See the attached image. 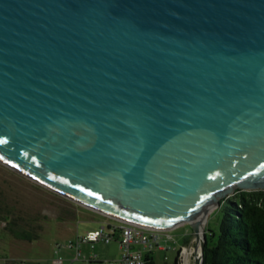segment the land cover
Masks as SVG:
<instances>
[{"label":"water","instance_id":"obj_1","mask_svg":"<svg viewBox=\"0 0 264 264\" xmlns=\"http://www.w3.org/2000/svg\"><path fill=\"white\" fill-rule=\"evenodd\" d=\"M0 162L121 222L264 190V0H0ZM91 193V194H90Z\"/></svg>","mask_w":264,"mask_h":264},{"label":"rangeland","instance_id":"obj_2","mask_svg":"<svg viewBox=\"0 0 264 264\" xmlns=\"http://www.w3.org/2000/svg\"><path fill=\"white\" fill-rule=\"evenodd\" d=\"M221 212L219 208L209 213L206 229L218 233ZM13 220L16 225L27 229L33 240L18 239L5 228V222ZM111 219L90 211L70 199L34 182L0 162V264H104V262H87L76 259L77 253L65 257V250L78 236L98 229L103 222ZM178 245L186 244L196 247L193 230L189 224L181 225L171 231ZM192 240V241H191ZM211 244L217 237H211ZM104 242L95 247H116ZM73 251V250H72ZM92 250V253H95ZM195 254L191 264H194ZM168 262H173L177 251L166 252ZM121 256V251H120ZM120 258V257H119ZM116 258L114 260H117ZM155 260L162 264L166 260L163 253L155 252Z\"/></svg>","mask_w":264,"mask_h":264},{"label":"trees","instance_id":"obj_3","mask_svg":"<svg viewBox=\"0 0 264 264\" xmlns=\"http://www.w3.org/2000/svg\"><path fill=\"white\" fill-rule=\"evenodd\" d=\"M218 208V233L209 230L208 234L206 229L203 264H264V190H237L222 199ZM5 228L18 239L31 241L36 237L13 220L6 221ZM210 236H216V242L211 244ZM151 255H146L145 264H159ZM178 255L179 250L173 262L162 264H181Z\"/></svg>","mask_w":264,"mask_h":264},{"label":"built area","instance_id":"obj_4","mask_svg":"<svg viewBox=\"0 0 264 264\" xmlns=\"http://www.w3.org/2000/svg\"><path fill=\"white\" fill-rule=\"evenodd\" d=\"M171 231L118 221L115 224L102 225L98 229L86 232L85 235L78 236L77 240L71 241L67 247L76 248L77 258H80L81 251L79 247L83 243L89 244L91 249L94 250L96 243L110 244L117 241L121 251L120 258L104 261V264H145L147 254L155 251L179 250L178 258L180 263L183 264L191 250L190 243L178 245V241ZM164 258L168 260L167 255ZM96 259L95 254L90 258L92 261Z\"/></svg>","mask_w":264,"mask_h":264},{"label":"crops","instance_id":"obj_5","mask_svg":"<svg viewBox=\"0 0 264 264\" xmlns=\"http://www.w3.org/2000/svg\"><path fill=\"white\" fill-rule=\"evenodd\" d=\"M89 210L92 211V212H95V211H93L91 209H89ZM95 213L96 214H100L98 212H95ZM100 215H102V216L105 217V215H103V214H100ZM108 218H110V217H108ZM110 219H111L110 222H108V223L103 222L102 225H111V224H115V223L118 222L115 219H112V218H110ZM113 242L117 243L115 245L116 247H114V245H112V247H99V248L95 247L94 250H93V251L96 250L95 253H92V249H91V247H90L89 244L83 243L79 247V249L81 251V257L80 258H76V259H84L87 262H104V261L114 260L116 258H119L120 257V247H119V243L117 241H113ZM111 243L109 245H111ZM155 252H157V251H155ZM155 252L152 253V255H151L154 258H155ZM160 252H162L163 253V256L165 257L166 252H164V251H160ZM73 253H77V249L76 248H68V247H66L65 257H68L69 258V257H71V254L73 255ZM94 254L96 255V258L97 259L95 261H92V260H90V258ZM62 262L63 261H55L54 264H63Z\"/></svg>","mask_w":264,"mask_h":264},{"label":"bare ground","instance_id":"obj_6","mask_svg":"<svg viewBox=\"0 0 264 264\" xmlns=\"http://www.w3.org/2000/svg\"><path fill=\"white\" fill-rule=\"evenodd\" d=\"M194 241H195V239H194ZM194 253H196L195 254V258H194V264H196V258H198L197 256L199 255V247H192L191 248V250L189 251V254L187 255V257H186V259H185V261H184V263L183 264H191V262H192V257H193V255H194Z\"/></svg>","mask_w":264,"mask_h":264},{"label":"snow or ice","instance_id":"obj_7","mask_svg":"<svg viewBox=\"0 0 264 264\" xmlns=\"http://www.w3.org/2000/svg\"><path fill=\"white\" fill-rule=\"evenodd\" d=\"M91 194V193H90Z\"/></svg>","mask_w":264,"mask_h":264}]
</instances>
